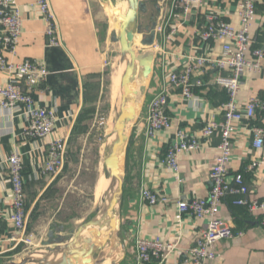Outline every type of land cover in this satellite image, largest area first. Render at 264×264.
<instances>
[{
    "label": "crops",
    "instance_id": "1",
    "mask_svg": "<svg viewBox=\"0 0 264 264\" xmlns=\"http://www.w3.org/2000/svg\"><path fill=\"white\" fill-rule=\"evenodd\" d=\"M17 1L24 17V31L16 53L11 58L19 61L37 58L47 63L50 73L36 94V100L42 106L53 107L59 120L50 137L38 140L24 134L28 120L20 106L14 110H0V259L12 256L22 242L8 220L12 190L6 159L13 152L22 155L26 195L31 196L36 191L35 187L47 180V175L41 173L47 159V142L56 137L67 136L70 143L73 127L87 102L93 78L100 73L103 65V31L100 30L96 14V8L102 3L100 0H50L61 36V43L57 46L47 43L46 22L39 9L32 5L35 0ZM171 2L172 0H151L148 4L149 11L140 17L141 23L144 26L153 21L157 26L164 24L169 17ZM239 2L240 0H205L201 7L193 9L183 23H179L182 18L171 20L173 24L179 23V30L170 38L166 39L163 34L156 32V41L149 48L154 53L153 73L146 81L147 91L138 98V118L130 128L126 179L120 206V218L124 224L120 232L121 239L119 241L117 238L116 242L114 236L105 245L108 248L99 251L108 252L114 264H148L137 260V236H159L173 245L164 262L149 264H188L185 260L189 249L199 232L207 227V219L181 214L178 201L208 196L209 173L218 154L221 132L217 131L208 139H202L204 142L199 150L180 156L178 176L162 160L178 128L191 135L201 136L206 122L224 120L222 105L227 99V93L223 87L214 84V78L218 74L215 69L195 74L194 80L203 79L205 85L196 87L195 97L190 99L183 98L179 90L169 85L167 74L171 70L183 68L188 54L220 55L221 40H200L199 34L207 25L206 14L217 12L238 26ZM157 6L161 8L160 11ZM106 33L107 31L105 39ZM250 34L252 49L264 51V0H258L257 15ZM138 35L141 40L147 32L143 30ZM9 77V74H0L1 81ZM165 88L169 97L166 111L173 118V126L148 138L145 128L149 103ZM252 96L264 100V69L248 70L242 77L238 95L240 106L243 108ZM252 126L264 127V112L257 113L249 123L241 121L237 124L228 181L233 184L235 175L243 173L250 188L248 197L264 201V179L261 178L264 172L245 171L252 158L264 156V149H258L253 144ZM142 188L166 194L170 201L151 205L141 199ZM235 199L233 194L227 195L219 215L232 220L237 231L242 230L243 234L218 242L215 245L216 259L208 264H264V227L259 223L261 213L250 212L247 207L235 204Z\"/></svg>",
    "mask_w": 264,
    "mask_h": 264
},
{
    "label": "built area",
    "instance_id": "2",
    "mask_svg": "<svg viewBox=\"0 0 264 264\" xmlns=\"http://www.w3.org/2000/svg\"><path fill=\"white\" fill-rule=\"evenodd\" d=\"M204 3L205 0H172L169 17L164 24L156 27V32L163 34L166 39L170 38L179 30L177 24L183 23L194 8L201 7ZM257 4L258 0H240L238 26L217 12L206 14L207 25L199 34L200 40L203 42L221 40V54L218 56L188 54L183 68L171 70L167 74L169 85L179 90L183 98L190 99L195 97L196 87L205 85L203 79L194 80L195 74L215 69L218 74L214 78V84L223 87L227 93V99L222 105L224 120L206 122L201 136L191 135L178 128L162 160V163L178 176L180 156L199 150L204 142L202 139H208L217 131L221 132L222 140L218 145V154L209 173L208 196L178 201L181 214L208 220L207 227L199 232L189 249V255L185 260L188 264H208L216 259L215 245L218 242L243 234L242 230L237 231L232 220L219 215L223 200L229 194L236 196L235 204L247 207L250 212L259 211L261 213L259 223L264 227V201L248 197L250 188L245 182L244 174L237 173L233 184L228 181L237 124L241 121L249 123L257 113L264 112V100L258 96L250 97L243 108L238 100L245 72L264 69V51L259 48L252 49L250 34L251 25L257 15ZM32 5L39 9L42 19L46 22L48 45H59L60 31L50 0H35ZM173 18L182 19L179 23L173 24L171 23ZM23 31L24 17L18 1L0 0V74L10 75L7 80H0V110H14L20 106L28 120L24 134L29 138L44 140L52 135L59 120L53 107L42 106L36 100V94L46 82L50 71L43 60L25 58L19 61L11 58L16 53ZM168 99L166 88L151 99L145 128V135L148 138L173 126V118L166 111ZM251 131L254 146L264 149V127L252 126ZM68 144L67 136L56 137L47 142V159L41 170L42 174L57 176L64 170ZM6 161L12 190L11 213L8 220L19 234L20 241H24L29 209L23 175V157L18 152H13ZM245 171L264 172V156L252 158ZM261 178L264 179V173ZM140 196L151 205L170 201L166 194L148 188H142ZM172 249L173 245L159 236L136 237V256L141 263H162Z\"/></svg>",
    "mask_w": 264,
    "mask_h": 264
},
{
    "label": "rangeland",
    "instance_id": "3",
    "mask_svg": "<svg viewBox=\"0 0 264 264\" xmlns=\"http://www.w3.org/2000/svg\"><path fill=\"white\" fill-rule=\"evenodd\" d=\"M96 14L100 21V30L103 31V65L100 73L93 78L87 102L73 127L65 168L57 176H47V180L35 187L36 191L34 190L31 196L27 195L29 218L21 249L10 257L0 259V264L24 259L43 248L42 241L48 238L49 230L58 225L64 224L68 234L74 233L78 227L88 222L103 204L96 200L95 193L102 176L101 161L103 147L108 139L107 128L114 113L113 104H116L112 101V75L122 63V56L120 43L112 40V33L116 31L113 21H118V16L109 10L106 3L98 5ZM137 39V50L146 53L148 49L140 43L139 35ZM143 82L140 74L134 79L138 90ZM142 95L139 90V94L135 95L137 102ZM106 153L107 149L104 157ZM115 239L117 242V237ZM104 248L108 246L97 249L96 253ZM109 256L108 252H99L96 257L94 254L92 264H114V260Z\"/></svg>",
    "mask_w": 264,
    "mask_h": 264
},
{
    "label": "water",
    "instance_id": "4",
    "mask_svg": "<svg viewBox=\"0 0 264 264\" xmlns=\"http://www.w3.org/2000/svg\"><path fill=\"white\" fill-rule=\"evenodd\" d=\"M100 1L108 2V0ZM112 1L114 14L119 17L118 21L113 22L116 31L112 33V40L120 43L122 62H125L126 66L121 78V95L116 100L111 118L112 129L108 134L105 165L108 169L107 178L111 183L104 193L107 200L70 239L55 246L51 245V240L58 234H68L64 224L58 225L49 230L48 238L42 241L43 248L24 259L12 260L3 264H88L93 262L97 249L102 248L113 235L119 241L121 239L120 232L124 224L120 218V206L126 179V154L131 135L129 127L138 118L137 98L135 97L138 93L131 88V84L139 74L144 80L152 76L154 53L149 51V48L156 41L157 24L153 21L152 24L144 26L140 21L141 15L149 11L148 4L151 0H121L126 3L124 10L116 8V1L120 0ZM157 9L161 10L159 6ZM143 30L147 32V35L142 37L141 44L148 49L146 53H140L135 44L137 33H142ZM147 88V83L141 85L140 89L143 94ZM100 225L107 226L105 233L98 230ZM84 237L87 241L97 238L98 242L85 252L82 263H75L73 258L77 257L79 244Z\"/></svg>",
    "mask_w": 264,
    "mask_h": 264
},
{
    "label": "bare ground",
    "instance_id": "5",
    "mask_svg": "<svg viewBox=\"0 0 264 264\" xmlns=\"http://www.w3.org/2000/svg\"><path fill=\"white\" fill-rule=\"evenodd\" d=\"M113 1L112 0H108V2L106 3L107 4V7L109 8V10L113 11L114 12V8H113V5H112ZM116 8H121L122 10H124V7H125V2L124 1H116ZM116 16V15H115ZM119 19V17H118ZM115 22V21H113ZM138 35V34H137ZM137 37V36H136ZM137 38H135V44H137ZM141 43V42H140ZM125 62H122L120 63L119 65V68L117 70H115V72L113 73V87H114V90H113V103L115 102L116 103V100L118 97H120V92H121V89L119 91V87H120V84H121V78H122V74H123V71L125 69ZM147 80H144V84H146ZM142 82V81H141ZM142 83V84H143ZM141 84V85H142ZM141 87V86H140ZM121 88V87H120ZM131 88L135 91H137V93L139 94V90L140 92L142 93L141 89H137L134 85V82L131 84ZM130 104V103H128ZM115 105V104H113ZM136 106L138 108V102L136 103ZM115 107V106H114ZM112 115V114H111ZM112 118V117H111ZM112 121V120H111ZM110 122V121H109ZM112 127H111V123H109V127L107 128V133L109 134L110 131H111ZM108 136V135H107ZM107 146H108V139L106 140V144L105 146L103 147L104 148V152H103V159L101 161V164H102V176L100 178V181L98 183V186H97V189H96V193H95V197H96V200H99L101 201V203H103L104 201L107 200V196L105 195L104 196V193L108 190L109 186H110V179L107 178V174H108V169L105 165V152H106V149H107ZM102 148V147H101ZM102 148V149H103ZM79 227L77 228V230L72 233V234H67V235H64V234H58L55 238H53L51 240V245L55 246V245H58L68 239L71 238L72 235H74L77 231H78ZM98 230H100L102 233H105L107 231V226L105 225H100L98 227ZM86 237H84L82 240H81V243L79 244V252H78V255L76 258H73V261L75 263L77 262H80L82 263L83 261V258H84V254L85 252H87V250H89L94 243L98 242L97 238L96 239H91L89 241L85 240ZM115 243V242H113ZM105 246V244H104ZM112 253V252H111ZM96 257V256H95ZM77 259V260H75ZM77 261V262H76Z\"/></svg>",
    "mask_w": 264,
    "mask_h": 264
},
{
    "label": "trees",
    "instance_id": "6",
    "mask_svg": "<svg viewBox=\"0 0 264 264\" xmlns=\"http://www.w3.org/2000/svg\"><path fill=\"white\" fill-rule=\"evenodd\" d=\"M68 150V149H67ZM127 164V163H126ZM21 249V246H19L12 254L19 252V250Z\"/></svg>",
    "mask_w": 264,
    "mask_h": 264
}]
</instances>
